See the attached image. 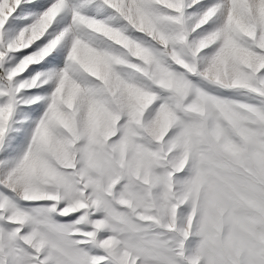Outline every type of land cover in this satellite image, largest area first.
Here are the masks:
<instances>
[{
	"label": "snow or ice",
	"instance_id": "snow-or-ice-1",
	"mask_svg": "<svg viewBox=\"0 0 264 264\" xmlns=\"http://www.w3.org/2000/svg\"><path fill=\"white\" fill-rule=\"evenodd\" d=\"M0 264H264V0H0Z\"/></svg>",
	"mask_w": 264,
	"mask_h": 264
}]
</instances>
